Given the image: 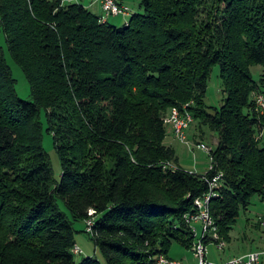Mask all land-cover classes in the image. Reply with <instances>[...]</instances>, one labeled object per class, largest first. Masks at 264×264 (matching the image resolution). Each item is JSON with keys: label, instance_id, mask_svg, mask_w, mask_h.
Here are the masks:
<instances>
[{"label": "trees", "instance_id": "16d2710c", "mask_svg": "<svg viewBox=\"0 0 264 264\" xmlns=\"http://www.w3.org/2000/svg\"><path fill=\"white\" fill-rule=\"evenodd\" d=\"M140 9L118 27L80 3L0 0V264H102L76 262L79 233L104 264L191 249L183 217L208 186L165 142L172 108L188 105L198 128L217 135L212 166L223 181L210 212L221 239L231 243L255 198L264 203L255 102L264 96V0H141ZM216 66L218 109L205 102Z\"/></svg>", "mask_w": 264, "mask_h": 264}, {"label": "rangeland", "instance_id": "374dc122", "mask_svg": "<svg viewBox=\"0 0 264 264\" xmlns=\"http://www.w3.org/2000/svg\"><path fill=\"white\" fill-rule=\"evenodd\" d=\"M83 1V0H82ZM90 1V0H89ZM140 1L141 0H128L126 3L128 5V8L133 11V13H142V10L140 9ZM123 4V5H124ZM125 6V5H124ZM95 11V10H94ZM130 19V17H129ZM116 26L121 27L119 24ZM8 62L12 68L13 76L16 80V89L18 96L21 99L28 100L29 96V86L27 82L24 79V76L22 75L21 71L18 67H16L9 58ZM260 72V67H254L252 68V75L254 79H258V74ZM221 79L219 77V68L216 66L213 69V72L211 74L210 80L208 81L207 86V94L205 102L207 106L211 108H220V106L223 103L225 95L222 92V85H221ZM196 122H192L190 125L188 132L186 133L187 141L191 144L190 147L186 145H182L176 141H173L171 137L166 140V144L172 145V147L176 150L175 153L178 160L179 165L188 172H193L192 170H196L195 172L202 174L203 172H206L209 166V158L207 154L201 150H198L196 148V142L204 143L209 148L215 147V142L217 140V135L213 132H211L207 127H199ZM169 128L167 127V131ZM194 135H196L194 137ZM43 147L45 150L49 153L50 156H53V145H52V138L49 134L44 133L43 136ZM55 168L57 172L59 171L58 163L57 161L54 162ZM197 164L196 169L193 166ZM262 207V203L258 199H254L252 201V204L247 209V211L243 212L241 216L239 217L236 225L233 227V230L231 232V238L232 242L227 248V251L233 252L234 254L237 252L243 253V252H249L250 250L256 249V238L258 236H262V232L256 229V221L257 217L261 216L258 215ZM92 213V212H91ZM75 228L77 230H82L85 228L84 223L76 224ZM91 237L87 234L79 233L76 236V245L79 247V249L82 251V254L75 256L76 262L81 261L83 258L87 257H94L98 259L102 264H104V261L101 258V255L98 251V249L95 247L93 241L90 239ZM227 245V243H226ZM235 249V250H234ZM178 253H185L187 255H190V252L188 249L183 248L177 244H174L170 251V256L174 258H178ZM222 253V252H221ZM193 254V253H192ZM181 259V258H180ZM197 260V259H196ZM207 260L211 262H217V259H214L208 256L207 254ZM174 261V260H173ZM190 259L183 260L184 264H188ZM195 264V263H194ZM196 264H198L196 262Z\"/></svg>", "mask_w": 264, "mask_h": 264}, {"label": "built area", "instance_id": "2783aa9c", "mask_svg": "<svg viewBox=\"0 0 264 264\" xmlns=\"http://www.w3.org/2000/svg\"><path fill=\"white\" fill-rule=\"evenodd\" d=\"M101 9L102 15L98 18L100 23H107L111 18L121 17L125 19L123 25H127L128 19L131 16V10L128 6H124L120 0H95ZM80 0H61V4H79ZM256 108L261 113L264 112V96L257 95L255 97ZM164 125L169 128L174 137L183 145L188 147L191 144L187 141L186 133L190 125L194 121L192 114L188 111V105H185L180 110L172 108L167 116L163 119ZM196 148L205 152L209 158V166L204 180L207 183V192L194 201V210L186 213L183 217L185 224L194 239L191 250L197 258L198 264H262L264 261L263 251H252L248 254L227 261L211 262L207 260L208 247L213 245L217 251L222 252L226 247V242L221 239L218 230L214 224L211 212L210 203L213 199L219 197V189L222 187L221 172H216L212 166V148H209L204 143L196 144ZM208 174V175H207ZM259 224L264 231V212L259 216ZM92 221H87L86 232H91ZM75 255L82 254V251L77 245L73 248ZM148 264H182L178 261H173L163 256L158 257Z\"/></svg>", "mask_w": 264, "mask_h": 264}, {"label": "crops", "instance_id": "0c3cea01", "mask_svg": "<svg viewBox=\"0 0 264 264\" xmlns=\"http://www.w3.org/2000/svg\"><path fill=\"white\" fill-rule=\"evenodd\" d=\"M128 0H120V2L122 3V4H124V3H126ZM80 4H82L86 9H88L89 11H91L93 14H95L98 18L102 15V13H101V9H100V7H99V5L95 2V0H80ZM125 6H128L127 4H124ZM95 10V11H94ZM132 14H134L133 13V11H131V15ZM124 21H125V19H123V18H121V17H115V18H111L108 22L109 23H111V24H114V25H117V24H119L120 26H121V24L123 25V23H124ZM187 132H188V130H187ZM169 137H171V139L173 140V141H176V142H178V143H180L175 137H174V135H173V133L172 132H170L169 130H168V134H167V137H166V140H168V138ZM166 140H165V142H166ZM181 144V143H180ZM195 144H197V142L195 143ZM216 144H217V140H216V142H215V146H216ZM167 145H169V146H171L172 147V145H171V143L170 144H167ZM183 145V144H182ZM173 148V147H172ZM174 149V148H173ZM174 151L176 152V150L174 149ZM177 154V153H176ZM179 163V162H178ZM180 166V165H179ZM194 168H192V169H196L198 166H197V164L196 165H194L193 166ZM193 172H195L194 170H192ZM207 172V171H206ZM206 172H203L202 174H200V173H198V174H200V175H203V174H205ZM195 173H197V172H195ZM264 212V203H262V207H261V210H260V212L258 213V215H262V213ZM259 222V216L257 217V221H256V223H258ZM259 232V231H258ZM260 233V232H259ZM261 234V233H260ZM262 236H258V237H255L256 238V240H255V242H256V249H254V250H250L249 252H252V251H263L264 250V234L262 233L261 234ZM231 242H232V240H231ZM231 243H229V244H227L226 245V248H227V246H229ZM235 250V249H234ZM188 251L190 252V254H191V256L190 255H187V254H185V253H178L177 254V257L178 258H174V257H172V256H170V259H172V260H174V261H178V262H181L182 264H184L183 263V260H185V259H190V261H189V263L188 264H196V262H197V258H196V256H195V254L193 253V251L191 250V249H188ZM249 252H243V253H240V250H239V252L237 253H233V252H229V251H227V249H224L223 251H222V253L221 252H219V251H217V249L213 246V245H209V247H208V256L210 255V257H212V258H214V259H217V262H220V261H227V260H229V259H233V258H236V257H240V256H244V255H246V254H248ZM193 253V254H192ZM181 258V259H180Z\"/></svg>", "mask_w": 264, "mask_h": 264}]
</instances>
